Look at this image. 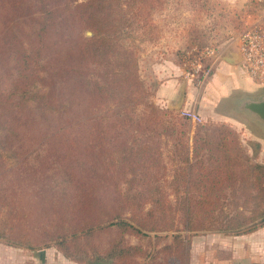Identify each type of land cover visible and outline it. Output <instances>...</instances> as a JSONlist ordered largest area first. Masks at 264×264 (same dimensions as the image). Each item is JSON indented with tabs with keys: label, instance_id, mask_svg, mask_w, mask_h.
Returning <instances> with one entry per match:
<instances>
[{
	"label": "trees",
	"instance_id": "obj_1",
	"mask_svg": "<svg viewBox=\"0 0 264 264\" xmlns=\"http://www.w3.org/2000/svg\"><path fill=\"white\" fill-rule=\"evenodd\" d=\"M129 2L45 0L33 40L26 29L20 30L19 39L6 17L0 60L6 67L10 57L18 74L14 91L0 92V204L14 220L7 238L13 246L41 247L26 229L20 231L15 203L20 194L16 171L31 163L38 150L45 152L49 225L59 222L42 245L54 242L69 257L86 251L97 231L115 230L117 238L107 252L111 264H189L188 237L193 233L241 236L264 227V164L252 161L239 143L234 142L232 152L221 142L207 156L193 150L196 181L181 167L168 180L162 143L178 140L179 132L167 119L169 111L147 103L138 51L127 30ZM64 23L68 31L62 30ZM77 29L92 35H77ZM44 51L45 91L40 99L45 97V131L34 109L22 105L40 80L38 62ZM16 92L20 103L8 98ZM41 132L45 149L38 142L18 145ZM174 149L172 164L179 158L191 161L185 146ZM166 232L181 235L163 247L166 256L161 260L144 247H158L159 234ZM125 235L138 243L129 245Z\"/></svg>",
	"mask_w": 264,
	"mask_h": 264
},
{
	"label": "rangeland",
	"instance_id": "obj_2",
	"mask_svg": "<svg viewBox=\"0 0 264 264\" xmlns=\"http://www.w3.org/2000/svg\"><path fill=\"white\" fill-rule=\"evenodd\" d=\"M126 5L129 17L128 31L131 32L130 41L138 51V68L141 79L147 89V103L155 105L159 110L169 111L167 119L175 124L178 130L177 139L174 141H163L164 161L168 167L169 181L172 180L175 167L185 168L192 181H196L195 160L192 158V151H199L201 155L215 153L221 142L225 143L229 150L235 149L234 142L239 143V134L232 124L212 120L209 117L201 118V122H193L181 115V108L167 107L156 98V92L167 78L174 76L189 81L195 91L200 92L202 83L208 80L212 73V66L216 59L219 41L226 37L235 36L243 31L249 24H245V13L247 10H236V20L231 14L235 9L226 8L225 2L217 0H129ZM221 9V10H220ZM40 10H45V0L40 4L36 0H13L5 4L0 0V32L6 23V17L12 19L10 28L21 39L20 30L26 29L33 40V34L40 24ZM223 10L225 12H223ZM69 26L64 23L62 30L68 31ZM74 29V28H73ZM76 29V28H75ZM81 31L75 30L80 35ZM236 32V33H235ZM84 36H91L88 30L81 32ZM237 34V35H238ZM236 35V36H237ZM4 34L0 35L3 43ZM26 45V41L23 40ZM45 46V40L42 42ZM213 50L211 53L210 51ZM9 60V61H8ZM5 67L0 60V92L12 93L13 83L17 77V68L10 57ZM40 65V80L34 88L29 89L24 97L22 105L34 109V116L37 123L45 131V97L41 94L45 91V51L38 62ZM170 64L176 67L171 69V74L163 70ZM211 68L208 76L203 71ZM11 98L17 103L21 102L20 93ZM221 111L226 109L220 107ZM244 116H238L243 118ZM253 127L254 125L245 124ZM256 133V132H255ZM257 134V133H256ZM41 136V137H39ZM80 136H77L79 139ZM223 137V139H222ZM18 141V145H30L37 142L45 149V132ZM253 149L256 161L258 147L254 146L251 138L244 139ZM79 142V141H77ZM177 149L186 147L189 151L188 157L191 161L187 164L179 158L178 163L170 162L171 152L174 146ZM225 147V146H224ZM226 148V147H225ZM221 149V148H220ZM171 150V151H169ZM246 151V150H245ZM97 150L93 151L95 167L97 161L94 159ZM253 156V157H254ZM254 157V158H255ZM251 158V157H250ZM9 158V164L14 160ZM252 159V158H251ZM264 160V156L262 157ZM253 161V159H252ZM212 163V162H210ZM176 165V166H175ZM15 186L20 193L15 203L20 210V231L26 229L27 235L41 247H16L7 242L9 225L14 221L9 217V210L0 204V264H111L112 258L107 256L111 245L117 238L115 230L97 231L89 239V246L80 255L69 257L54 242L42 245L48 237L59 228V222L50 226L51 204L49 202V191L45 181V152L37 151L31 163H24L19 171H16ZM10 220V221H9ZM181 233L166 232L159 234L163 237L158 247H144L149 250L153 257L163 260L166 252L163 247L171 244L173 237ZM153 235V234H152ZM233 235L222 233L198 232L188 237L189 240V264H232L234 256ZM124 240L129 245H136L137 239L131 235H125ZM136 263V260H135ZM139 263V261H138ZM264 263V262H262ZM240 264V263H238ZM249 264V263H242ZM261 264V263H252Z\"/></svg>",
	"mask_w": 264,
	"mask_h": 264
},
{
	"label": "crops",
	"instance_id": "obj_3",
	"mask_svg": "<svg viewBox=\"0 0 264 264\" xmlns=\"http://www.w3.org/2000/svg\"><path fill=\"white\" fill-rule=\"evenodd\" d=\"M217 1L225 2L224 6L228 8L227 10L229 8L235 9V12L231 14L232 19L236 20L238 16V14L237 16L234 14L237 12L236 10H247L243 17L245 24L250 25L254 21H259L264 27V2H258V0ZM223 12L225 11L223 10ZM236 35L219 41L220 46L217 49L218 52L212 66L211 76L202 83L200 92L194 90L191 82L184 81L174 74V76L170 75L159 87L156 98L167 107L175 108L179 106L182 110L195 111L201 118L209 117L215 121L232 124L239 134V141L245 148L246 153L254 162L264 164V160H262L264 156V132L260 126L247 117L246 112L241 110L249 105L248 102L260 101L264 95V85L250 79L242 67L241 54L236 39L238 35ZM172 68L176 69L175 66L170 64L168 67H163V70L171 74ZM221 106L226 110H219ZM240 115L244 117L242 119L238 118ZM246 123L254 126H246ZM248 136L254 146L258 147L256 154L259 161H256V155L253 153L251 146L244 141ZM233 238L237 239L234 240L232 264L264 262V227L252 233L234 236Z\"/></svg>",
	"mask_w": 264,
	"mask_h": 264
},
{
	"label": "built area",
	"instance_id": "obj_4",
	"mask_svg": "<svg viewBox=\"0 0 264 264\" xmlns=\"http://www.w3.org/2000/svg\"><path fill=\"white\" fill-rule=\"evenodd\" d=\"M264 2V0H258ZM238 50L241 54V65L248 77L264 85V27L259 21H254L236 37ZM211 53L213 50L210 51ZM211 68L203 71L208 76ZM181 115L193 122H201V117L193 110H181Z\"/></svg>",
	"mask_w": 264,
	"mask_h": 264
},
{
	"label": "water",
	"instance_id": "obj_5",
	"mask_svg": "<svg viewBox=\"0 0 264 264\" xmlns=\"http://www.w3.org/2000/svg\"><path fill=\"white\" fill-rule=\"evenodd\" d=\"M248 104L249 105L244 107V109H241L242 112H246L248 115L245 113L243 114L247 115V117H249L252 122L260 126L264 132V95L262 96L260 101H251L248 102ZM175 108L179 109L180 107L178 106Z\"/></svg>",
	"mask_w": 264,
	"mask_h": 264
}]
</instances>
